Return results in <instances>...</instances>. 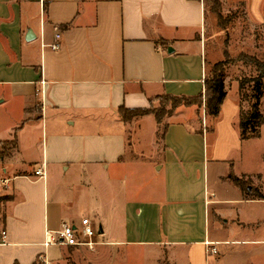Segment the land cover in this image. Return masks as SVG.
<instances>
[{
    "label": "crops",
    "instance_id": "0c3cea01",
    "mask_svg": "<svg viewBox=\"0 0 264 264\" xmlns=\"http://www.w3.org/2000/svg\"><path fill=\"white\" fill-rule=\"evenodd\" d=\"M246 1L264 23V0ZM206 16L205 0H0V146L16 140L0 152V264H228L240 245L264 264V237L210 233L236 220L223 205L264 203L229 178L250 175L235 173L248 141L235 87L215 122L179 108L161 141L154 115L120 116L204 93ZM83 218L93 249L45 244Z\"/></svg>",
    "mask_w": 264,
    "mask_h": 264
},
{
    "label": "rangeland",
    "instance_id": "374dc122",
    "mask_svg": "<svg viewBox=\"0 0 264 264\" xmlns=\"http://www.w3.org/2000/svg\"><path fill=\"white\" fill-rule=\"evenodd\" d=\"M205 2L207 9L205 31L207 70L210 71L215 63L225 60V52H228L231 58L246 54L264 62V23H259L252 19L248 12L247 1L219 0L217 12H214L215 0H205ZM254 75H256L255 70L242 62L230 65L225 71L227 91L235 87L234 94L244 110H248L250 105V101L243 95V93L245 94L248 91L249 87H246L245 91L240 94L239 83L243 78ZM161 102L156 101L155 106H160ZM182 107L184 106L182 105L179 108ZM260 111L264 115V96L261 98ZM211 126L212 123L210 122L207 127L210 128ZM143 136L147 140L146 131ZM133 138L132 141L134 142ZM145 139L144 141H146ZM139 141L141 142V139ZM11 148L12 145L10 144L0 146V152L3 150V154H9L12 150ZM235 173L240 177L250 174L244 178L246 180L243 189L244 197L249 198L247 196L248 193L262 194L264 196V125L261 128L260 138L245 142L243 155L236 164ZM223 210L228 215L233 214L236 220L230 221L227 226L223 223V220H219L220 229L226 226L221 233H217L218 224L211 222L210 233L212 235L222 240H249L258 238L259 235L264 237V203L241 202L223 205ZM94 225L98 226V224ZM225 247V245L222 246V248ZM238 247H241L242 251L239 254L230 255L227 258L228 264H255L251 253L246 252L244 254L247 247L241 245ZM142 254L145 257L147 251L143 250ZM165 263L167 264L168 262Z\"/></svg>",
    "mask_w": 264,
    "mask_h": 264
},
{
    "label": "trees",
    "instance_id": "16d2710c",
    "mask_svg": "<svg viewBox=\"0 0 264 264\" xmlns=\"http://www.w3.org/2000/svg\"><path fill=\"white\" fill-rule=\"evenodd\" d=\"M214 12L218 11L219 0H215ZM225 60L215 63L210 71H207L204 81V93L196 97H176L170 95L159 96L156 101H162L160 106L152 104L149 109H137V110H125L121 108L120 116L123 121H130L134 117L144 116L148 114L154 115L157 124V138L163 140L165 132L168 128L165 120L167 117L172 116L180 106L192 107L195 106L198 109L205 107L207 115L215 122L222 110V105L227 97V87L225 82V71L230 65H234L237 62L252 67L256 75L251 77H245L239 83V93L245 91L246 87H249L248 91L243 93L244 97L250 101L249 109L244 110L240 104V115H239V130L242 140L258 139L261 136V128L264 125V115L260 111L261 98L264 96V62L254 56L241 54L236 58H231L228 52H225ZM201 120V119H200ZM207 132L214 133V126L206 128ZM205 128L201 124L199 133L203 134ZM9 144V143H8ZM6 144V145H8ZM12 148L16 146V140L10 143ZM230 180L239 186L242 190L244 189L245 179L236 176H230ZM247 196L251 200H264L262 194H251ZM7 198H0V201L6 200Z\"/></svg>",
    "mask_w": 264,
    "mask_h": 264
},
{
    "label": "built area",
    "instance_id": "2783aa9c",
    "mask_svg": "<svg viewBox=\"0 0 264 264\" xmlns=\"http://www.w3.org/2000/svg\"><path fill=\"white\" fill-rule=\"evenodd\" d=\"M63 35L59 28H55L54 42L50 45L53 51H59L62 48ZM36 175L43 177L42 170L36 171ZM98 228L89 218H83L79 225L63 223L60 230L46 232V245H58L67 247H88L93 249L96 245V236ZM3 238H6V232H2ZM208 253L217 254V249L210 244Z\"/></svg>",
    "mask_w": 264,
    "mask_h": 264
},
{
    "label": "water",
    "instance_id": "95a60500",
    "mask_svg": "<svg viewBox=\"0 0 264 264\" xmlns=\"http://www.w3.org/2000/svg\"><path fill=\"white\" fill-rule=\"evenodd\" d=\"M169 52H171V53H172V52H173V50H172V49H169Z\"/></svg>",
    "mask_w": 264,
    "mask_h": 264
}]
</instances>
